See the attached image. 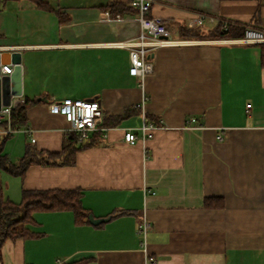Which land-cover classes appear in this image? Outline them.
Wrapping results in <instances>:
<instances>
[{
	"label": "crops",
	"instance_id": "crops-1",
	"mask_svg": "<svg viewBox=\"0 0 264 264\" xmlns=\"http://www.w3.org/2000/svg\"><path fill=\"white\" fill-rule=\"evenodd\" d=\"M44 1L53 9L0 0L2 65L13 68L8 74L16 90L20 84L17 96L35 100L26 125L5 142L10 161L18 162L28 146L62 150L72 130L51 110L54 100L98 98L103 116L141 110L78 150L73 164L33 163L23 177L0 168L5 196L14 202L23 190L80 188L89 214L107 218L77 224L70 210L35 211L27 226L39 235L7 239L3 264H55L57 258L146 264L147 255L158 264H264L260 46L180 30L210 31L215 23L189 25L206 13L264 31V0H151L149 15L160 16L177 43L153 51L154 71L144 78L129 74L123 45L140 32L136 12L106 17L112 3L129 0ZM14 50L22 52L20 65L12 63ZM143 111L162 125L133 144L125 141L128 129L141 126ZM191 116L197 122L187 126ZM207 197H221L224 205L207 206ZM145 219L152 228L142 242L138 228Z\"/></svg>",
	"mask_w": 264,
	"mask_h": 264
},
{
	"label": "trees",
	"instance_id": "trees-1",
	"mask_svg": "<svg viewBox=\"0 0 264 264\" xmlns=\"http://www.w3.org/2000/svg\"><path fill=\"white\" fill-rule=\"evenodd\" d=\"M38 7L46 10L53 8L44 0H34ZM111 16L117 13L135 11L138 9L128 4L112 3L110 5ZM223 18H219L214 27L203 33L199 29L181 27L182 35L194 36L196 38L215 39V38H242L248 25L236 21H229L227 28L223 25ZM261 51V63L264 65V42L258 43ZM30 99L17 105L11 114V124L14 127L25 126L27 122V111L29 106L34 103ZM140 108H126L120 115L103 116V126L109 127L120 123L131 115L140 112ZM156 121V120H154ZM2 125H6L4 122ZM100 131L90 133L87 139H83L81 134L70 131L64 138L62 150L59 152L37 151L32 147L27 148L26 153L18 162L10 161L9 157L3 152L6 140L10 135L0 137V168L13 175L24 176L28 167L33 163L45 164H73L76 160L78 150L90 146L102 137ZM83 191L80 188L74 189H28L23 190L20 202H14L5 196L4 185L0 173V264L2 262L1 247L7 239L18 237L38 236L39 233L32 232L27 224L34 222L32 214L35 211H60L70 210L74 212L75 222L84 224L89 221L90 210L82 202ZM205 204L211 207H222L224 200L221 197H207ZM114 215H112L113 217ZM86 261L73 264H85Z\"/></svg>",
	"mask_w": 264,
	"mask_h": 264
},
{
	"label": "built area",
	"instance_id": "built-area-1",
	"mask_svg": "<svg viewBox=\"0 0 264 264\" xmlns=\"http://www.w3.org/2000/svg\"><path fill=\"white\" fill-rule=\"evenodd\" d=\"M129 4L138 9L136 19L140 22L141 29L137 36L131 40L124 42L123 45L129 48L130 67L129 74L139 78H144L146 75L154 71V61L152 58L153 51L166 45L177 43L171 36L170 31L165 25L163 19L157 15H149L151 9V0H129ZM106 17H111L109 12H106ZM115 17L121 18L119 14ZM219 18L201 13L198 14L192 21L190 26L197 24H204L206 22L216 23ZM223 25L225 29L230 20L224 19ZM242 41L251 43L264 42V31L247 26L244 37L240 38ZM9 64L1 65V75L12 72ZM145 99V97H144ZM24 102L21 96L13 95L8 105H1L0 108V137L12 135L23 127H14L11 124V114L13 109ZM53 112L62 114L66 121L70 124V129L81 134L83 139H87L90 133L100 131L105 135L108 127L103 126V115L101 112V101L98 98L84 99L75 97H65L61 100H54L49 103ZM142 124L138 130L128 129L124 133L125 141L135 143L140 138H145L151 134V131L162 125V120H151L144 111L142 112ZM6 122V125H2ZM197 122V117L191 116L187 119L186 125L193 126ZM199 127H202L199 124ZM29 132V128H25ZM222 138L221 135L218 136ZM34 141V139H33ZM152 228V222L145 219L139 226L138 232L142 236V242H145L148 232ZM55 264H65L64 260L57 258ZM146 264H158L155 257L147 255Z\"/></svg>",
	"mask_w": 264,
	"mask_h": 264
},
{
	"label": "water",
	"instance_id": "water-1",
	"mask_svg": "<svg viewBox=\"0 0 264 264\" xmlns=\"http://www.w3.org/2000/svg\"><path fill=\"white\" fill-rule=\"evenodd\" d=\"M2 54L0 51V108L1 105L10 104L11 98L13 95L20 93V84H17V89L13 86L11 74H2L1 75V65H2ZM12 63L15 65H20L22 63V52L20 50H14L11 52ZM107 218H95L93 214H89V220L92 223H100L105 221Z\"/></svg>",
	"mask_w": 264,
	"mask_h": 264
},
{
	"label": "rangeland",
	"instance_id": "rangeland-1",
	"mask_svg": "<svg viewBox=\"0 0 264 264\" xmlns=\"http://www.w3.org/2000/svg\"><path fill=\"white\" fill-rule=\"evenodd\" d=\"M11 136V135H10ZM18 159V157L17 156H14V161H16Z\"/></svg>",
	"mask_w": 264,
	"mask_h": 264
}]
</instances>
